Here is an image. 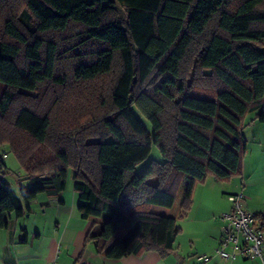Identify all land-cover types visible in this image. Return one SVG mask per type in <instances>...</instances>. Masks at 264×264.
<instances>
[{"label":"trees","instance_id":"16d2710c","mask_svg":"<svg viewBox=\"0 0 264 264\" xmlns=\"http://www.w3.org/2000/svg\"><path fill=\"white\" fill-rule=\"evenodd\" d=\"M106 77L89 105L84 89ZM0 82V146L31 183L17 195L0 181V229L73 170L87 241L108 258L165 256L195 184L241 174L243 122L264 123V0H0ZM79 112L92 121L73 130ZM151 144L164 161L137 174ZM183 176L179 217L153 212L173 206Z\"/></svg>","mask_w":264,"mask_h":264},{"label":"crops","instance_id":"0c3cea01","mask_svg":"<svg viewBox=\"0 0 264 264\" xmlns=\"http://www.w3.org/2000/svg\"><path fill=\"white\" fill-rule=\"evenodd\" d=\"M251 117L250 120L254 118V114ZM256 162L262 167L261 170H264V138L260 140L252 135L250 143H246L241 174L224 181L212 176L215 182L221 184L216 185L215 189L213 187V190L208 185L211 175L195 184L187 218L192 213L195 216L199 213V209L204 207L205 197L220 202L221 208L214 214L215 218L207 214L196 220L197 225L200 224L198 221H204L209 226L204 233L191 232L186 235L190 246L184 244V239H179L183 234L181 229L174 250L165 256H160L155 251H147L142 254L130 253L117 259L106 257L103 252L96 249L92 241L86 240L91 222L83 219L77 210L79 200L74 191L73 170H69L65 188L56 198L47 199L40 194L31 202L30 213L21 216L10 215L7 225L0 229V264H74L78 261L86 264H261L257 257H239L224 261L214 254V248L221 236L222 224L218 215L231 208V203L227 199L228 194L237 192L244 184L247 193L246 209L256 214L264 211L262 209L264 203L248 200V193L253 196V190L258 183L256 179L259 168ZM3 164L6 166L4 162ZM259 179L258 181L264 182V177ZM221 188H224L222 195L218 190ZM260 197L264 198V193ZM154 206L160 210L165 208ZM178 209L179 217L180 205ZM153 212L173 216L162 211ZM177 216L173 217L178 218ZM200 254L208 255V260L199 261L197 257Z\"/></svg>","mask_w":264,"mask_h":264},{"label":"rangeland","instance_id":"374dc122","mask_svg":"<svg viewBox=\"0 0 264 264\" xmlns=\"http://www.w3.org/2000/svg\"><path fill=\"white\" fill-rule=\"evenodd\" d=\"M117 13L119 14V16L123 17L124 16V11L123 8L120 6H117ZM69 31L73 32L74 28H71ZM112 78L111 77H106L105 78V86L103 88H100L99 93H97L96 95L92 96V91L89 89H84L88 92V95L90 94L87 103L89 105H93L95 103H98L101 99V97L103 96L101 93H103L104 91H106L107 89V85L108 83H111ZM97 85V84H96ZM96 85L93 86L96 87ZM4 89V84L2 82H0V96L3 92ZM106 97V96H105ZM83 103L80 102V107H78V109L80 111H82V106ZM107 109V108H106ZM105 110L102 111H98L96 112L94 115L98 116L101 115L102 113H104ZM253 115V113H249L244 122H243V126H242V134L244 136L245 142L250 143L252 135L257 136L258 139L262 140V138H264V123H261L257 120H255L254 118L250 120V118H252L251 116ZM95 116V117H96ZM73 118H70V120H67V125L74 129L79 128L80 126L82 127L83 125H89L91 123L92 120H90V116H84L81 115V112H79L78 114H74L72 116ZM94 117V116H92ZM96 123V125H94L95 127H97L98 125V119H93ZM144 126L146 127V129L148 130V132L150 134H152V127L150 125V123L146 120H142ZM93 126V125H92ZM253 147V146H252ZM251 149V148H250ZM0 156L3 160V162L6 164L7 166V171L0 177V181L8 184L17 195H19V188H28L30 187L31 183L29 178L26 176L25 172L22 170L19 162L17 161L16 157L14 156V154L10 151L8 145H1L0 146ZM163 162L164 159L159 151V148L155 145V144H151V149L150 152L147 156V158H145L143 161L137 163L135 165V172L137 174H142V172L145 170L146 166L148 163L150 162ZM256 166L259 168L258 169V176H257V185L255 186L253 192L254 195L252 196V194L248 193V200H257L258 202L260 201L261 203H264V198H261L260 195L262 193H264V182L258 181L260 180V177H264L262 175H264V170H261L262 167H260L258 165V162H256ZM216 180H214V178H212V176H209V180H208V185L212 188L213 187L215 189V187H217L216 185H221L220 182H215ZM237 181V180H236ZM149 182L151 183H155L156 180L155 178H151L149 180ZM187 182V177L183 176L181 178V181L179 183L178 188L176 189V198H175V202L173 204V206L168 209V208H164L162 210H160V208H155L156 206L152 205V210L153 211H162L163 213H169L173 216H177L178 211H179V205L181 202V198L185 189V184ZM217 190V189H216ZM220 191V195H222V192L224 190V188L218 189ZM215 191V190H214ZM216 193V191H215ZM218 196V194H216ZM207 199V200H206ZM221 208L220 202L218 203V201H214L212 199H210L209 197H205L204 198V207L199 209V213L195 215H193V213L188 216L185 215L182 218H178L177 219V226L181 227L182 229V236L179 239H184V244L188 247L190 246V243H188V239L185 238L186 235L188 233L191 232H197V233H204V231L206 230L207 226H209V224H206L204 221H198L200 222L199 225L196 224V220L198 218H201V216H205L207 214H210L211 218H215L214 214H216ZM264 209V208H262ZM165 210V211H163ZM196 211V210H195ZM178 217V216H177Z\"/></svg>","mask_w":264,"mask_h":264},{"label":"built area","instance_id":"2783aa9c","mask_svg":"<svg viewBox=\"0 0 264 264\" xmlns=\"http://www.w3.org/2000/svg\"><path fill=\"white\" fill-rule=\"evenodd\" d=\"M227 199L231 208L218 215L222 224L221 236L214 254L224 261L257 257L264 264V211L256 214L246 209L247 193L244 184L237 192L228 194ZM197 259L206 262L208 255L200 254ZM74 264L86 263L78 261Z\"/></svg>","mask_w":264,"mask_h":264},{"label":"water","instance_id":"95a60500","mask_svg":"<svg viewBox=\"0 0 264 264\" xmlns=\"http://www.w3.org/2000/svg\"><path fill=\"white\" fill-rule=\"evenodd\" d=\"M0 176H1V173H0Z\"/></svg>","mask_w":264,"mask_h":264}]
</instances>
